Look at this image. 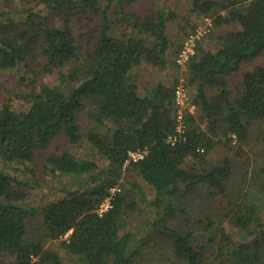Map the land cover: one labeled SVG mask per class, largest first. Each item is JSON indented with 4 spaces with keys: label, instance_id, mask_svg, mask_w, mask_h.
Returning a JSON list of instances; mask_svg holds the SVG:
<instances>
[{
    "label": "trees",
    "instance_id": "obj_1",
    "mask_svg": "<svg viewBox=\"0 0 264 264\" xmlns=\"http://www.w3.org/2000/svg\"><path fill=\"white\" fill-rule=\"evenodd\" d=\"M17 1L23 6L19 19L0 11V72L27 66L38 50L40 73L54 74L55 82L38 84L26 76L24 91L11 92L6 102L0 98V160L6 165L31 162L64 136L71 145L85 140L104 167L69 151L47 159L45 171L54 178L73 175L84 181L77 189L61 190L62 197L42 208L40 235L34 240L27 237L25 220L36 209L22 205L30 186L0 167V264H61L57 253L44 248L46 239L59 241L83 264H136L149 244L161 250L160 264H264V221L257 201V196L264 198V186L258 194L250 188V202L198 220L196 228L170 224L173 200L201 185L223 194L232 171L228 158L201 171L183 164L203 162L219 144L241 146L252 122L264 124V67L243 75L239 97L231 99L227 89L242 64L264 54V0H192L199 15H214L215 28L233 24L236 29L217 36L214 52L198 43L187 84L195 87L193 103L201 116L198 121L186 114L181 134L174 117L176 84L158 82L141 95L135 72L142 64L167 68L173 45L166 32L174 17L170 0L144 17L125 10L136 0ZM82 20L98 21L95 35L83 32ZM115 22L125 26L122 32L117 33ZM207 89L216 92L208 96ZM13 99L21 109L14 108ZM82 117L94 124L83 135ZM175 135V143H168ZM137 150L146 154L124 168L128 152ZM125 172H135L155 191L149 202L137 188L140 200L156 210L147 236L139 240L124 232V215L132 207L122 190ZM116 185L121 192L99 217V204Z\"/></svg>",
    "mask_w": 264,
    "mask_h": 264
},
{
    "label": "rangeland",
    "instance_id": "obj_2",
    "mask_svg": "<svg viewBox=\"0 0 264 264\" xmlns=\"http://www.w3.org/2000/svg\"><path fill=\"white\" fill-rule=\"evenodd\" d=\"M163 3L164 0H136L131 5L127 6L125 10L128 13H134L144 17L156 11ZM169 7L174 13V17L169 19L166 23L167 35L173 43L166 56L167 68L162 70L148 67L145 64L136 67L135 72L138 75V90L139 93L143 95L145 91L151 89L158 82H162L165 86H173L180 80H183L190 101L193 103L196 93L195 87L187 84L188 70L182 71L176 65L177 68L172 64L175 63L174 52L182 42L185 31L191 30L193 25L201 23L205 18H209L213 23L214 15H199L193 10L192 0H170ZM22 9L23 6L17 0H0V11H10L17 19L21 16ZM111 19L116 20V14L113 13ZM82 21L83 24L81 27L83 32L94 31L95 33L93 32L92 34L95 35V27L97 28L98 21ZM115 24L118 25L116 28L117 33L122 32L125 26L118 22H115ZM235 29L236 26L233 24H224L218 28H215L213 25L211 32L200 41V47L203 51H216L219 48L217 36ZM42 63L43 61L39 55V51L35 50L28 58L27 66H20L11 71L0 72L1 100L5 102L10 100L11 92L24 91L26 86V81L24 80L26 76L31 79H36L38 84L54 83V74L40 73ZM258 67H264V54L250 62L242 64L239 70L228 79L227 89L230 92L231 99L240 96L243 75ZM215 92V89H207L206 93L208 96H211ZM11 103L16 110L21 109V102L17 99H13ZM192 115L199 121L201 115L196 105ZM87 122L88 121L83 117L80 120L82 135L87 132L88 125L89 127L94 126L93 123ZM201 127H205V123H202ZM249 131L248 139L243 145L238 146L235 141L228 146L219 144L204 156L203 162L200 160L188 159L183 164L185 168L193 171H201L209 166L219 164L224 158H228L232 162V171L223 194H215L212 188L201 185L190 195L180 200H173L175 211L172 215L173 218L170 224L174 227H178V229L196 228L198 220H204L209 216L216 218L220 214H225L231 208H236L239 205L250 202V198L252 197L250 188H254L255 193L258 194L259 190L264 186V124L252 122ZM67 151L77 154L80 158L94 160L98 165L104 167V160L96 156L95 151L91 149L85 140L77 145H71L64 136L57 137L47 150L36 153L35 159L31 162L6 165L0 160V167L3 171L10 174L18 181L30 186L27 198L22 203L26 208L36 209L35 213L25 220L26 232L29 240H34L40 235L42 208L49 202L62 197L63 193L61 190L77 189L84 181V177L73 175L56 179L45 171L44 167L47 163L46 161L51 155H58ZM123 176L124 186L122 190L127 194L126 204L132 205L124 215V232L132 233L134 240H139L147 236L149 226L155 218L156 210L154 207L140 200L137 188L140 189L145 200L149 202L155 199V191L135 172H125ZM33 179L36 182L34 184L32 183ZM165 201L166 203H169V201L172 202L171 199ZM257 201L259 203L258 215L262 221H264V198H259V196H257ZM43 246L57 253L61 264H83L79 257L61 248L59 241H50L46 239L43 240ZM160 251L161 250L158 249L156 244L147 245L136 264H160L158 263V261L161 260L159 256Z\"/></svg>",
    "mask_w": 264,
    "mask_h": 264
},
{
    "label": "built area",
    "instance_id": "obj_3",
    "mask_svg": "<svg viewBox=\"0 0 264 264\" xmlns=\"http://www.w3.org/2000/svg\"><path fill=\"white\" fill-rule=\"evenodd\" d=\"M213 27L212 21L209 18L203 19V21L195 26L192 32H190L181 44L178 50L174 62L175 65L182 71H187L189 63L196 55V49L198 43L211 32ZM174 107H175V121L177 123L176 132L181 134L184 132V116L186 114H193L195 110V104L190 101L189 94L185 82L180 80L174 87ZM175 136H169L167 142L174 144L176 140ZM202 152V151H201ZM146 154V150L130 151L127 154V159L124 163V168L130 163L137 162L142 159ZM121 192V188L116 185L107 190V195L103 198L99 204L96 213L101 217L104 213L112 208L115 197ZM68 234L63 238L67 239Z\"/></svg>",
    "mask_w": 264,
    "mask_h": 264
}]
</instances>
